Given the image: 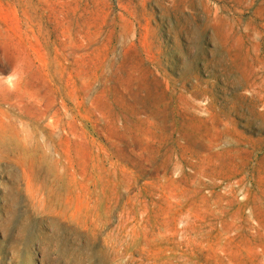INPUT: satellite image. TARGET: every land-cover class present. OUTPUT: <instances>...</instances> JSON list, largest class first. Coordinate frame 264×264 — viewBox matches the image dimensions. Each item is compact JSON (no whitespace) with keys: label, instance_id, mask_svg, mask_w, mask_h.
Segmentation results:
<instances>
[{"label":"rangeland","instance_id":"obj_1","mask_svg":"<svg viewBox=\"0 0 264 264\" xmlns=\"http://www.w3.org/2000/svg\"><path fill=\"white\" fill-rule=\"evenodd\" d=\"M0 264H264V0H0Z\"/></svg>","mask_w":264,"mask_h":264}]
</instances>
